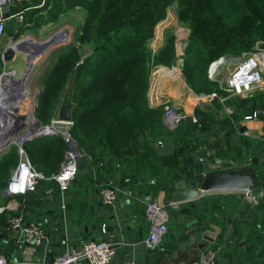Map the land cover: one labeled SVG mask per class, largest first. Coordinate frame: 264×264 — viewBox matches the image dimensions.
<instances>
[{"label":"crops","instance_id":"obj_1","mask_svg":"<svg viewBox=\"0 0 264 264\" xmlns=\"http://www.w3.org/2000/svg\"><path fill=\"white\" fill-rule=\"evenodd\" d=\"M45 2L46 0H27L23 4H13L0 10V13L8 16L5 32L0 36V61L3 65L7 62L2 57L4 49L18 41L16 39L25 30L38 31L45 27L54 29L58 25L64 13L58 15L54 21H44L35 29V16L41 19L46 18L48 7L44 8ZM157 47H160V44ZM224 70H229L225 76ZM229 72V67L221 69L215 79L219 88L218 95L210 100L199 101L197 93L188 86L183 74L159 77L156 79L154 91L151 89L148 91L150 106H159L164 101H169L186 113H198L204 120L203 126L199 128L195 127L189 117L183 119L179 127L177 126L176 136H169L167 141L159 144L164 146V153L153 157L162 167L163 172L177 169L179 173L177 175L182 179L176 182V187L186 183L198 185L196 179L216 166L257 170L264 161V158L258 155L247 156L245 147L246 141L252 138L258 142L264 141V111L256 117L244 118L245 114L258 108L264 109V79L250 91L236 95L230 93L225 87V78ZM67 88L68 86L60 96L50 121L52 124L57 122L58 126L66 124V122L52 120L56 119V113ZM38 100L39 97L34 104L35 112ZM39 110L44 114V110ZM36 120L33 126L30 125L27 128L38 129L36 127L43 125L41 119ZM242 126L246 127L245 130L241 129ZM18 127L20 128L19 124ZM63 132L55 127L54 130L35 135L24 142H34V140L41 142L42 139L50 140L49 136L60 135L65 145L69 146ZM31 133L23 134L28 137ZM7 136L10 139L11 134ZM1 140L0 144L4 139ZM12 140L20 141L19 138L14 139V137ZM183 143L187 147L189 144L188 150L181 147ZM11 151L8 147L0 159ZM232 153L234 154L230 155ZM255 156L259 160L258 165L252 161ZM80 160L82 166L79 165L77 175L63 195L59 193L57 182L54 180H43L39 184L36 189L39 200L34 206L25 204L23 194L10 197L1 193L0 204L10 203L0 211V253L11 258L9 264H28L34 259L54 256L65 249L66 238L77 247L82 240L94 237H103L115 244L113 256L107 264H122L128 258L133 259L136 264H199L200 254L207 248H213L212 245L215 244L216 239L223 238V225L227 223L231 226L235 218L241 221L239 224L241 247L233 248V254H231L222 253V250L219 252L220 245L216 246L213 248L216 249L217 255L214 264H232L240 258L241 250L244 249H252L255 259L247 255L243 264L252 260H255V264H264V243H260V237H264L262 227L264 218L261 220L252 218L250 210L255 209L257 203L250 204L243 195L236 210H233L232 206L240 196L235 191H208L197 198L174 203L170 200L171 196L167 198V190L163 186L156 193L149 191L138 196L131 176H133L136 162L148 161L144 153H141L135 162L127 164L101 161L99 163L101 171L93 168L94 161L89 155L80 156L78 164ZM15 164L14 162L12 165ZM12 165L6 172L5 178L9 176ZM81 169H84L83 172L80 171ZM258 179L264 180V177L256 175V180ZM108 182H113L118 187V198L115 204H111L113 207H109L110 205L100 198V189ZM3 187L4 185L2 190ZM148 196H151V200L164 203L167 210V231L155 248L147 247L141 241L150 228V223L145 216ZM14 200H17L19 204H13ZM242 210L244 213H241ZM15 213H21L25 220H35L43 227L46 231V239L42 244L27 243L22 231L9 226V217ZM57 217L62 220V234L57 232L59 227L54 226L57 223ZM102 223L106 225V231L103 234H101ZM229 225L228 229H230ZM246 243L247 246H245ZM249 244L253 247L250 248ZM75 264L88 263L80 260Z\"/></svg>","mask_w":264,"mask_h":264},{"label":"trees","instance_id":"obj_2","mask_svg":"<svg viewBox=\"0 0 264 264\" xmlns=\"http://www.w3.org/2000/svg\"><path fill=\"white\" fill-rule=\"evenodd\" d=\"M174 2L178 16L188 21L192 29L183 49L182 74L195 93L218 92L217 82L207 76L208 66L223 54L252 51L258 40H263L264 46V0H46V18L35 16L34 27L37 29L44 21H54L58 15L77 6L85 11L76 39L56 52V64L49 63L43 78L48 89L46 86L40 91L36 113L44 122L51 121L67 81L72 77L71 135L80 149L90 154L94 169H100L99 163L104 160L110 163L135 162L144 153L148 161L136 162L131 176L138 196L149 191L156 193L163 186L169 199L176 182L182 179L177 175V169L163 172L153 159L164 153V146L159 144L167 141L169 136H176L177 127L168 129L162 121V105L152 107L147 99L151 67H171L177 60L172 34L166 36L164 44L155 52L147 46L154 26L165 15L166 7ZM84 43L91 50L78 59V47ZM1 80L2 75L0 86ZM12 82V78L8 80L1 100L8 98ZM39 109L44 110V114ZM200 120V126L192 121L195 127L203 126V117ZM59 136L52 135L50 140L42 139L41 142H23L33 166L46 175L56 172L65 157L68 146ZM181 147L188 150L189 144L187 147L183 143ZM245 147L247 156L264 158L263 140L249 139ZM14 162L13 150L1 157L0 185L6 182L5 174ZM256 175L264 177V161L257 167ZM201 179L202 175L196 179V184ZM258 187L264 188L263 179L256 180L254 188ZM237 194L240 197L235 200L233 210L242 200V193ZM263 206L264 193L255 209H249L253 219L264 218ZM57 219L54 226L59 227L57 232L62 234V220ZM240 223L237 218L231 226L225 223L223 238L216 239L213 248L220 245L219 252L233 254V248L241 247ZM260 243H264V237H260ZM249 247L253 245L249 244ZM251 251L241 250L240 258L232 264H243L247 255L255 259ZM246 264H255V260Z\"/></svg>","mask_w":264,"mask_h":264},{"label":"built area","instance_id":"obj_3","mask_svg":"<svg viewBox=\"0 0 264 264\" xmlns=\"http://www.w3.org/2000/svg\"><path fill=\"white\" fill-rule=\"evenodd\" d=\"M26 1L27 0H0V10L4 6L7 7L13 4L19 5L25 3ZM7 19L8 16L0 13V36H2L5 32ZM180 46H182V44H180ZM181 52V56L178 57V64L180 66L182 65L183 60V50ZM160 67L161 66L158 68ZM164 67L168 68L167 66ZM223 67L230 68V72L225 78V87L230 93L241 95L250 91L252 88L261 84L264 79V46L254 51H245L240 54H223L219 56L209 64L207 70L208 78L215 80ZM157 74L160 77L162 75L175 76L176 73ZM159 77L155 76L152 78L149 90L151 89L154 91L157 81L156 79ZM217 95L218 94L215 91L196 94L199 101L210 100L217 97ZM162 107V121L168 129L176 128L179 123L187 117H189L190 120L197 125H201V118L198 113H186L185 111L177 108L174 103L169 101H164L162 103ZM262 111H264L263 108H258L249 114H245L244 118L247 119L256 117ZM52 121L57 120L54 119ZM37 130L32 129V133L29 137L23 138L21 141L17 142L19 159L10 169L9 176L7 177L2 190V192L7 196L14 197L16 195L23 194L28 189L36 190L43 180L56 181L59 193L63 195V192L67 189L71 181L78 173L79 157L82 155L90 156V154L82 149H78L73 141H70L69 148L65 151V157L60 164V168L56 172L46 175L41 170L33 166L23 147L24 140L38 135ZM66 133H64V135ZM117 191L118 187L113 182H108L100 189V198L104 203L115 204L118 198ZM237 192L242 193L243 198L253 205L258 203L259 198L264 193V188H254L253 186L251 188L237 190ZM12 203L15 205L19 204L17 200L12 201ZM9 204L10 203L0 204V211L4 210ZM145 216L150 223V228L147 235L143 237L141 241L147 247L155 248L159 244L163 234L167 231V210L165 204L156 200L149 201L145 208ZM8 223L10 227L22 231L24 240L29 244L40 245L44 239H46V231L43 227L33 219L25 220L21 213L11 215ZM105 231L106 225L105 223H102L101 234ZM65 245V249L54 255L52 261H49L48 258H38L29 261L28 264H75L80 260H85L88 264H107L113 256L115 250L113 246L114 242L103 237H94L84 240L82 242L81 250H78L77 247L71 244L70 240L67 238L65 239ZM216 257V249L207 248L200 254L198 263L214 264L216 262ZM10 262L11 258L7 257L3 253H0V264H9ZM122 264H136V262L133 259L128 258Z\"/></svg>","mask_w":264,"mask_h":264},{"label":"rangeland","instance_id":"obj_4","mask_svg":"<svg viewBox=\"0 0 264 264\" xmlns=\"http://www.w3.org/2000/svg\"><path fill=\"white\" fill-rule=\"evenodd\" d=\"M64 14H63L62 18L60 19L58 25L54 29L49 28V27H45V28H42V29H40L38 31L25 30L19 36V38L16 39L18 41L13 40V41H16L14 44L22 45V47L27 49L29 47V42L27 40H25V37L30 36V37H33L34 39H37V41H44L47 38H49L52 33H55L57 31L61 30L62 28L68 27L70 29V35H69L70 39H68V41H66L64 43H61L58 46H55V47L49 49L41 57V59L37 63V66L35 67L34 72H33L32 76L30 78V81H29V87L33 91L32 102H31V104H32V107H31L32 114L30 113L28 115L26 123L22 124V126H24V127L21 130H18V132L14 131V128L9 127V126L5 127L4 129H2V132L5 131V133L3 134V139H4L3 143H5L6 140H9V137L7 136L8 134H11L10 140H12L13 137H14V139H18V138L20 139L23 136V133H31L32 130L27 128V126H30V125L33 126V124L36 123V121H37L36 119L37 118L41 119L38 116V114L35 112V109H33V108H34V104H35L36 99H37V92L43 91L46 88V86H47V89H48V85L43 80L44 74L47 71L49 63L51 61H53V63L56 64L55 63L56 61H54L56 59V58H54L56 52L58 50H61V49H64V48L68 47L69 45H71L73 43V40L76 39V37L78 36L79 31H80V29H81V27L83 25V21H84V17H85V11H84L83 8H80V7H77L75 9L73 8V9L67 11ZM157 28H158V30H157ZM191 31H192L191 24L188 21L183 20V19H181L178 16V10H177V6H176V2H174V3H172V4H170L169 6L166 7L165 15L154 26L152 36L148 40L147 46L152 51L155 52L159 48V47H157L159 44H160V46H162L164 44V42L166 40V36L168 34H172L173 36H175V46H176L177 60H176V63L173 66L168 67V68L175 69V72L177 73V75L178 74L181 75L182 74V69H181L182 65L180 66L178 64V57H180L181 54H182L181 51L184 49L185 42H181L180 40H181V38L185 37L187 34L189 36V33ZM156 33H159V34H156ZM262 41L263 40H258L253 45L254 49L252 51L262 47L263 46ZM180 44H182V46H180ZM78 48H79L78 51H77L78 59H80V58L84 57L85 55H87L90 52V50H91L89 45H86V43L80 45ZM7 62L5 63V65H3L2 61H1V64H0V74L2 73L1 74L2 75V80H1L2 84L0 86V108H1L2 104L9 99V97H10V93H9L10 92V87H11V85L13 83L12 82L11 85L9 86L8 98L6 100H1L3 95L6 93V84H7L8 80L13 78L12 76H8L7 74H4V71H15V76L19 77L20 74H21V71L24 69V66L26 64L25 56L23 54L15 55V57L13 59H11L10 61H7ZM159 66L160 65H156V66L153 65L151 67V69H150L149 76H148L147 99H148V91H149V86H150L151 80H152V78L155 75V70ZM162 66H165V65H162ZM228 71L229 70H224V72H223L224 76L228 73ZM6 76L9 77V78H7ZM162 76L164 77V76H169V75H162ZM162 76H160V77H162ZM156 77H159L158 74H156ZM0 79H1V76H0ZM71 80H72V77L68 79V81H67L68 83H67L66 87L69 86V85H72V81ZM15 82H17V81H14V83ZM42 122H43L42 123L43 125L39 126V127H36V128L41 129V128H44V127H46V126L51 124L50 121L49 122H44L42 120ZM71 124L72 123H66V124H62V125L58 126L57 122H55L54 124H52L53 125V129L52 130H54V128L57 127L58 130L67 132L65 134V137H70L72 139L71 141H73L74 138H73V136L71 135V132H70ZM25 127L27 129H24ZM12 131H14L13 134L11 133ZM73 143L77 146L78 149H80L78 143L75 140L73 141ZM17 146L18 145H17L16 141H11L10 142V146L9 147L14 152L15 163H17V161L19 159V152H18V147ZM67 148H69V146ZM1 188H2V185H0V189ZM1 193H3V192L0 191V197H1Z\"/></svg>","mask_w":264,"mask_h":264},{"label":"water","instance_id":"obj_5","mask_svg":"<svg viewBox=\"0 0 264 264\" xmlns=\"http://www.w3.org/2000/svg\"><path fill=\"white\" fill-rule=\"evenodd\" d=\"M5 7V6H4ZM69 28L65 27L62 28V30H67ZM59 31L53 33L50 38H52L55 34H57ZM188 37V34L181 38V42H185ZM13 42L12 44H14ZM12 44L7 46L2 54L3 60L10 61L15 56L14 48L12 47ZM2 74V73H1ZM0 74V76H1ZM40 96V92H37V98ZM73 85H69L68 88L65 91L62 103L60 105V108L58 109L56 113V120L59 122H66L70 123L72 122V108H73ZM24 118L25 116L22 114L19 116V118ZM52 125V123L50 124ZM16 132H18L19 127L18 125L14 126ZM245 126H242L241 129L245 130ZM32 130V129H31ZM4 132H1L0 135H2ZM64 133H66L64 131ZM67 141L70 142L72 139L70 137H66ZM13 140H6L5 143L0 144V156L3 154V152L9 147L10 142ZM74 141V140H73ZM252 161L258 165L259 160L255 156L252 158ZM79 165L82 166V161H79ZM84 169H81L80 171L83 172ZM86 170V168H85ZM256 182V169L255 168H221L220 166L213 167L203 173L202 179L199 182L198 185H192L190 183H186L182 186L176 187L174 191L171 194L170 200L171 202H181L186 200H191L194 198H197L201 196L203 193L208 191H237V190H243L247 188H251L255 185ZM24 202L26 205L34 206L37 204L39 200V196L36 192V190L28 189L23 193ZM151 201V196L146 197V202ZM110 205L109 207H113V205ZM241 213H244L242 210ZM84 240H82L83 242ZM82 242L77 246L78 250H81ZM115 246V244L113 245ZM49 261L53 260V256L48 258Z\"/></svg>","mask_w":264,"mask_h":264},{"label":"bare ground","instance_id":"obj_6","mask_svg":"<svg viewBox=\"0 0 264 264\" xmlns=\"http://www.w3.org/2000/svg\"><path fill=\"white\" fill-rule=\"evenodd\" d=\"M69 35H70V29H67V31L60 30V32L55 34L52 38H48L44 41H37V39L34 38L32 39V37H25V40L29 42V47L27 49L22 47V45L12 44L16 55L23 54L25 56L26 64L19 77L15 76V71H4V74H7L8 76H12L13 77L12 79L17 82L11 85L10 97L6 102L2 104L0 108V134L2 132V129L8 126L14 128V126L19 124L20 130L21 128L24 127L22 126V124H25L28 115L30 113L32 114L31 102H32L33 91L29 87V81L34 72V69L37 66V63L39 62L41 57L49 49L68 41V39H70ZM173 72H175V69H168L164 66H161L160 68H157L155 70L154 77L156 76L157 73L171 74ZM22 114L25 115V117L19 118V116H21ZM52 129H53V125H48L41 130H37V132L38 134H41L43 132L51 131ZM3 134L0 135V142L1 139H3ZM30 135H28V137ZM23 138H27L25 134H23V136L20 138V141Z\"/></svg>","mask_w":264,"mask_h":264}]
</instances>
